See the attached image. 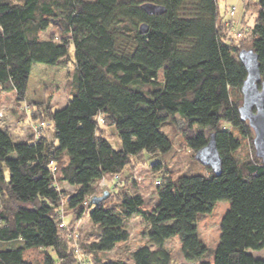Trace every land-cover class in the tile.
<instances>
[{"label": "trees", "instance_id": "16d2710c", "mask_svg": "<svg viewBox=\"0 0 264 264\" xmlns=\"http://www.w3.org/2000/svg\"><path fill=\"white\" fill-rule=\"evenodd\" d=\"M146 2L165 10L149 15L140 8ZM239 2L237 38L217 0H0V92L23 106L33 66L74 67L63 107L49 100L20 107L35 133L13 140L0 128V264H82L72 249L75 223L85 215L97 228L83 246L90 264H105L97 254L129 239L132 216L146 224L145 243L128 262L112 264H171L165 244L174 236L187 262L264 264L248 252L264 248V163L238 112L246 78L241 50L257 54L264 80V0ZM175 117L193 158L215 135L221 169L173 178L163 160L149 163L158 202L146 208L132 155L110 140L147 128L150 137L134 156H163L172 144L160 128ZM61 141L72 143V155ZM243 146L250 152L241 156ZM113 174L120 175L113 194L92 204L104 191L97 182ZM64 185L77 191L66 194ZM217 201L229 207L209 248L197 221Z\"/></svg>", "mask_w": 264, "mask_h": 264}, {"label": "rangeland", "instance_id": "374dc122", "mask_svg": "<svg viewBox=\"0 0 264 264\" xmlns=\"http://www.w3.org/2000/svg\"><path fill=\"white\" fill-rule=\"evenodd\" d=\"M236 4L238 7L237 14L234 18V25L237 26L241 17L239 0H217L219 15L222 19H230L228 9L230 5ZM235 26H233L235 28ZM49 33L44 32L43 37ZM73 47H70L69 56L73 60ZM74 67L71 62L67 68L54 67L45 64H36L33 66L26 90L24 105L20 106L22 110L28 111V102H46L50 101L55 109H59L66 104L69 95V80L73 73ZM20 107L16 104L12 93L0 92V128L7 131L13 140H25L30 133H35L37 129L32 130L30 123L20 115ZM24 119V120H23ZM182 124L178 117H175L171 122L160 128L161 131L167 134L171 140L172 148L165 155H145L143 152L134 156L136 151H139L148 141L151 130L144 129L133 133H125L119 135V139H111L114 147L120 144L126 148L132 155L135 163L133 176L135 179L136 189L143 198L146 208L154 206L157 202L155 194L157 174H154L149 166V163L163 160L166 168L169 170L170 177L176 178L180 174H196L206 173V168L193 158V153L185 148L183 138L180 133ZM143 129V128H142ZM253 137V134H252ZM252 139V138H251ZM251 142V141H250ZM61 149L67 154L72 155V143L69 141H61ZM249 153L248 146H243L240 150V155ZM144 154V155H143ZM128 171L124 167L122 173ZM118 184V183H117ZM116 184V185H117ZM62 189L68 193L77 191L75 187L68 185L62 186ZM109 191V190H107ZM109 194H113L109 191ZM101 196V195H100ZM110 201V199L108 200ZM227 201L215 202L212 210L209 213L200 215L197 221V230L202 242L209 248L215 246L219 237L220 220L225 211L228 209ZM126 227L130 232L129 239L126 242L117 244L114 249L106 254H97L101 260L106 261L105 264H112L117 258H121L128 262L129 252L136 247L145 243L144 232L146 224L139 216H132L126 221ZM97 228L92 219L87 215L82 216L75 223V233L77 237L74 240V249L72 252L81 260L82 264H90L91 255L85 254L86 244L95 240ZM172 256L171 264H197V262H187L182 258L177 236L172 237L165 244ZM74 250V251H73ZM256 258L264 259V248L260 250H248Z\"/></svg>", "mask_w": 264, "mask_h": 264}, {"label": "water", "instance_id": "95a60500", "mask_svg": "<svg viewBox=\"0 0 264 264\" xmlns=\"http://www.w3.org/2000/svg\"><path fill=\"white\" fill-rule=\"evenodd\" d=\"M140 8L149 15H159L165 10L164 7L150 2L143 3ZM138 31L140 34L145 33L146 24H140ZM238 59L246 70V78L240 90L242 103L238 108L239 117L251 128L254 155L264 163V80L261 79L259 72L257 54L252 49L241 50ZM194 158L203 166L210 168L214 174H219L222 161L214 134L210 135L206 145L195 152ZM108 195L109 191L104 190L101 196H94L91 203L95 205Z\"/></svg>", "mask_w": 264, "mask_h": 264}, {"label": "built area", "instance_id": "2783aa9c", "mask_svg": "<svg viewBox=\"0 0 264 264\" xmlns=\"http://www.w3.org/2000/svg\"><path fill=\"white\" fill-rule=\"evenodd\" d=\"M237 12V6L233 5L230 6L228 9V14L230 16V20L225 23V26L228 28V32L235 37L239 38L241 36V33L239 32L238 25H234V18ZM235 26V28L233 27ZM42 125V124H40ZM120 175L119 174H113L110 178H101L97 182V188L102 190H109L112 191L114 189V186L119 182ZM156 184H159V180L155 181Z\"/></svg>", "mask_w": 264, "mask_h": 264}, {"label": "crops", "instance_id": "0c3cea01", "mask_svg": "<svg viewBox=\"0 0 264 264\" xmlns=\"http://www.w3.org/2000/svg\"><path fill=\"white\" fill-rule=\"evenodd\" d=\"M232 5H234V4H232ZM232 5H230V6H232ZM236 5V4H235ZM122 173V172H121ZM127 173V172H126ZM124 174V173H123ZM158 199V198H157Z\"/></svg>", "mask_w": 264, "mask_h": 264}]
</instances>
